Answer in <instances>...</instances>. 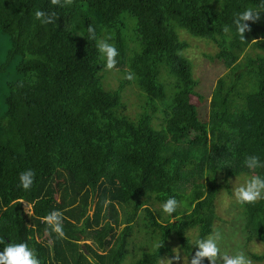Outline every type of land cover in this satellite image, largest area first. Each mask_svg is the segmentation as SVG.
<instances>
[{"label": "trees", "instance_id": "obj_1", "mask_svg": "<svg viewBox=\"0 0 264 264\" xmlns=\"http://www.w3.org/2000/svg\"><path fill=\"white\" fill-rule=\"evenodd\" d=\"M259 4L0 0V34L11 42L0 59V237L27 243L41 264H158L173 239L191 259L194 241L214 232L216 198L229 190L228 178L264 174L242 166L245 155L264 159V52L246 53L264 51V12L246 21L244 43H226L221 31L235 13ZM36 9L55 12L54 22L34 21ZM89 24L118 49L115 89L104 85ZM180 31L212 42V58L230 70L212 93L209 124L191 101L204 96ZM134 83L143 92L131 106L124 91ZM29 168L34 183L23 191L18 174ZM172 195L185 207L161 217L159 204ZM53 209L62 214L63 239L41 222ZM243 214L247 242L264 241V200ZM135 232H143L138 242ZM87 239L97 249L80 242Z\"/></svg>", "mask_w": 264, "mask_h": 264}, {"label": "clouds", "instance_id": "obj_2", "mask_svg": "<svg viewBox=\"0 0 264 264\" xmlns=\"http://www.w3.org/2000/svg\"><path fill=\"white\" fill-rule=\"evenodd\" d=\"M52 5L64 7L70 3V0H50ZM259 10L253 8H245L243 11L233 15L231 25H223L222 33L226 36V43L231 41L233 37L237 38L241 43L245 42V32L249 30V24L246 21H256L262 17L264 12V0H260ZM33 20L38 21L41 25L51 24L56 17L55 12H45L36 9L32 13ZM234 29V31H233ZM87 39L95 42L99 59L102 61V70L112 71L117 64L119 52L114 43L109 42L110 37H98L96 29L92 24L87 27ZM11 47L10 38L6 34H0V59H3L8 48ZM132 74L125 75V79L131 80ZM243 168L249 173L256 169L264 168V159L257 154L245 155L242 161ZM35 179V172L32 169H26L18 174L17 187L23 191L31 189ZM233 203L240 208L254 204L257 201L264 200V174L245 175L243 181L234 184L232 187ZM185 207L183 200H178L175 195L165 198L159 204V212L161 217H172L174 214L179 215V210ZM42 223L48 227L46 229L55 233L60 239L65 237L62 222V214L59 210L53 209L42 217ZM219 236H208L207 238L196 239L193 246L196 247L195 254L191 256L189 264H202L203 258H208L210 264H215L218 257L217 240ZM0 264H41L36 251L29 247L25 242H13L10 238L6 241L4 237H0ZM159 243L153 247H159ZM223 264H250V260L242 252H236L233 255L222 254L219 257Z\"/></svg>", "mask_w": 264, "mask_h": 264}, {"label": "rangeland", "instance_id": "obj_3", "mask_svg": "<svg viewBox=\"0 0 264 264\" xmlns=\"http://www.w3.org/2000/svg\"><path fill=\"white\" fill-rule=\"evenodd\" d=\"M131 25H133L132 21ZM180 36L190 44L184 53L189 59H191L193 64L194 76L198 80L196 90L204 96L203 98H200L194 95L192 96L191 101L198 106L201 118L209 124L212 120V93L219 78L227 77L230 70L224 68L216 59L212 58L213 53L216 51L215 45L212 44V42L192 37L186 31H180ZM248 52L254 56L256 53H263L264 51L255 47L252 48L251 46L250 48H247L246 53ZM103 73L105 76V87L108 89H115L122 78L121 70L115 68L110 72L103 71ZM141 91L142 89L134 83V86L131 85L130 88L127 87L125 89L123 100L127 101L131 106H134L138 103L137 93ZM133 112V108H129L127 111L128 114ZM244 176L245 175H239L228 178V191L230 192L222 190L218 193L216 198L217 218L214 224V232L211 234V236H219V239L217 240L219 251L215 264H223V261L219 258L222 254L233 255L238 251L248 257L250 264H264V260H254L250 257V253L264 254V241L254 238L247 242L245 238L247 232H244L245 217L243 214V208H240L233 203L231 195L234 184L241 183ZM223 181V178H220V182ZM183 188L187 190L186 181L183 182ZM94 207L95 204L93 202L92 208L88 211L89 214L93 213ZM117 207L120 210L118 204ZM26 209H28V207H26ZM138 227L139 225L134 222V229L136 230ZM195 233L196 231L193 230L190 235L194 237L196 235ZM142 235L143 232H135V234L131 236V239L133 238L135 242H138ZM80 242L82 244H90L93 248L97 249L96 244L90 239L81 240ZM170 246L172 253L161 258L158 264H189L190 258L182 252L178 240H171ZM202 264H210L208 258H203Z\"/></svg>", "mask_w": 264, "mask_h": 264}]
</instances>
